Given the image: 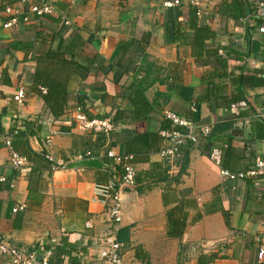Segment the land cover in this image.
I'll return each mask as SVG.
<instances>
[{
    "label": "crops",
    "instance_id": "0c3cea01",
    "mask_svg": "<svg viewBox=\"0 0 264 264\" xmlns=\"http://www.w3.org/2000/svg\"><path fill=\"white\" fill-rule=\"evenodd\" d=\"M41 3L53 13L2 29L6 7L26 14ZM252 7L253 0H0V237L49 264H103L97 242L107 216L93 190L111 176L118 182L122 169L106 158L113 152L132 156L136 173L124 195L123 264H256L263 179L223 182L208 158L221 148V166L234 173L264 159V39ZM191 24L212 35L197 57ZM38 71L65 86L59 120L43 102ZM139 94L146 106L134 108ZM76 107L88 119H110L111 133L75 129ZM164 110L210 126V135L164 157ZM55 132L56 161L95 158L102 168L51 173L41 155ZM3 137L27 158L21 169L9 167ZM20 204L26 209L11 213ZM0 264L11 263L0 256Z\"/></svg>",
    "mask_w": 264,
    "mask_h": 264
},
{
    "label": "built area",
    "instance_id": "2783aa9c",
    "mask_svg": "<svg viewBox=\"0 0 264 264\" xmlns=\"http://www.w3.org/2000/svg\"><path fill=\"white\" fill-rule=\"evenodd\" d=\"M174 4H177L175 1ZM193 6H198L197 2L192 3ZM166 6H173L167 3ZM4 15L7 20L2 24V29L9 30L19 24H27L31 21H39L44 16L53 13L51 6L41 3L32 5L26 14H21L19 11L6 7ZM252 12L258 21L256 28L257 34L264 39V1L253 0ZM200 15V11H197ZM264 66V60H263ZM264 79V71L261 74ZM24 99V93L19 91L14 97L19 105ZM192 114L196 113V106L190 107ZM231 112L236 114L235 106H231ZM264 119V113L260 116ZM163 118L169 122L170 128L163 131L162 136L167 139L169 147L162 151V155L167 158H173L178 152V149L185 142H190L197 145L201 138H206L211 133V127L207 125H199L195 122L187 120L185 117L180 116L172 111L164 110ZM70 123L80 132H92L108 135L113 130V123L110 119H88L81 107H76L73 111ZM54 134L50 133L44 139V148L46 149L45 159L50 163L49 170L51 173L58 170L66 169V165L61 161H56L52 154V138ZM3 147L8 151L9 167L12 170H19L27 164V160L14 151L10 137L2 138ZM223 150L221 148L213 147L208 153L210 161L218 168L220 179L225 181H237L246 178L250 179H263L262 197L264 198V159H256L253 166L245 171L231 172L222 165ZM106 158L111 159L116 166H120L122 174L117 183H109L106 185L97 184L94 186L93 198L95 201L101 203L106 212V222L104 224V232L102 237L97 242L99 257L103 264H123L122 248L123 244L119 239V232L124 219V191L125 187L134 185L135 182V169L132 165V156L121 157L115 155L113 152H107ZM4 176L0 177V182H5ZM258 185L257 183L255 184ZM26 205H16L11 209V213L24 211ZM262 236L258 239L256 264H264V218L260 223ZM86 228L91 229V223H86ZM0 256L6 257L10 260L11 264H48V259L40 257L36 252H23L9 244L0 237Z\"/></svg>",
    "mask_w": 264,
    "mask_h": 264
},
{
    "label": "trees",
    "instance_id": "16d2710c",
    "mask_svg": "<svg viewBox=\"0 0 264 264\" xmlns=\"http://www.w3.org/2000/svg\"><path fill=\"white\" fill-rule=\"evenodd\" d=\"M193 14H195V11H193ZM191 26H192V29L194 31V36L192 39V49H193L192 52L197 57L198 54H200V51H202V49H203V44L206 43L208 40H210L212 35L210 33V30L206 26H198L197 24H191ZM35 81H36L37 85L40 86L45 91V94H42V99H43V102H44L47 110L50 111V114H51L50 116H52L53 119H55V120L61 119V117L64 115L63 107L65 105V99H66L65 86L63 85V83L56 81L52 77L51 74H48V73L43 74L39 71L35 75ZM134 100H135L134 101V108L136 105L146 106V104H144V100L140 94L138 96H136V98ZM137 112L138 111L136 110V112H135L136 116L139 117V114ZM0 135H2L1 130H0ZM12 147H13L14 151L17 152L15 145H14V142H12ZM41 156L43 159H45V155H41ZM24 158L27 160L26 157H24ZM45 161H46L47 165L49 166L50 163L46 159H45ZM110 172L112 173V170ZM109 182L110 183L113 182V176L110 177ZM128 189H129L128 187H125L123 189L124 193H126V191Z\"/></svg>",
    "mask_w": 264,
    "mask_h": 264
},
{
    "label": "water",
    "instance_id": "95a60500",
    "mask_svg": "<svg viewBox=\"0 0 264 264\" xmlns=\"http://www.w3.org/2000/svg\"><path fill=\"white\" fill-rule=\"evenodd\" d=\"M79 168H102V164L99 159H85L82 161L69 164L66 169H79Z\"/></svg>",
    "mask_w": 264,
    "mask_h": 264
}]
</instances>
